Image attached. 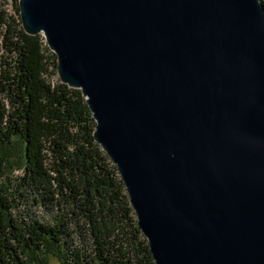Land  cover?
<instances>
[{
  "label": "water",
  "instance_id": "1",
  "mask_svg": "<svg viewBox=\"0 0 264 264\" xmlns=\"http://www.w3.org/2000/svg\"><path fill=\"white\" fill-rule=\"evenodd\" d=\"M81 89L156 264H264L262 0H20Z\"/></svg>",
  "mask_w": 264,
  "mask_h": 264
},
{
  "label": "trees",
  "instance_id": "2",
  "mask_svg": "<svg viewBox=\"0 0 264 264\" xmlns=\"http://www.w3.org/2000/svg\"><path fill=\"white\" fill-rule=\"evenodd\" d=\"M19 1L0 0V264H156L86 97Z\"/></svg>",
  "mask_w": 264,
  "mask_h": 264
},
{
  "label": "rangeland",
  "instance_id": "3",
  "mask_svg": "<svg viewBox=\"0 0 264 264\" xmlns=\"http://www.w3.org/2000/svg\"><path fill=\"white\" fill-rule=\"evenodd\" d=\"M6 1H7L6 6L10 9V11L14 12L13 11V6H12L10 0H6ZM2 181H4V178L0 179V182H2ZM50 264H59V262H58V260L56 258L51 257L50 258Z\"/></svg>",
  "mask_w": 264,
  "mask_h": 264
}]
</instances>
